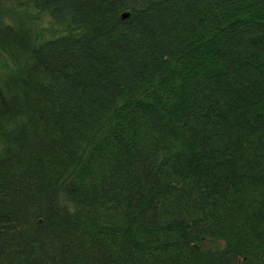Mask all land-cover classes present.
<instances>
[{"label": "trees", "instance_id": "16d2710c", "mask_svg": "<svg viewBox=\"0 0 264 264\" xmlns=\"http://www.w3.org/2000/svg\"><path fill=\"white\" fill-rule=\"evenodd\" d=\"M0 56V264H264V0H0Z\"/></svg>", "mask_w": 264, "mask_h": 264}, {"label": "rangeland", "instance_id": "374dc122", "mask_svg": "<svg viewBox=\"0 0 264 264\" xmlns=\"http://www.w3.org/2000/svg\"><path fill=\"white\" fill-rule=\"evenodd\" d=\"M10 8L12 9V11L7 13V15H6L7 21L11 22V21H14V19L18 20L19 18L24 19V17H26L28 15L27 17L29 18L30 21H32L31 22L32 26L38 30H41L47 36H50L49 33L55 32L59 27L58 24L56 23V21L53 19V17H51L47 13L39 14L33 8H28L27 10L26 9L22 10V8H19V6L17 4L10 5ZM29 9H31L32 12H29L28 11ZM27 17H26V19H27ZM27 21H28V19H27ZM5 60H6L5 57L0 56V73H6V71L9 68L8 66L4 65ZM10 65H11V63L9 64V66Z\"/></svg>", "mask_w": 264, "mask_h": 264}]
</instances>
